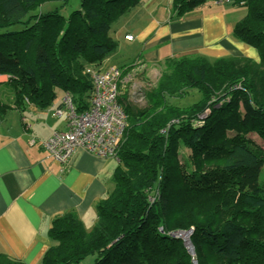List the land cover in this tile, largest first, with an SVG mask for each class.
Segmentation results:
<instances>
[{"label": "trees", "instance_id": "trees-1", "mask_svg": "<svg viewBox=\"0 0 264 264\" xmlns=\"http://www.w3.org/2000/svg\"><path fill=\"white\" fill-rule=\"evenodd\" d=\"M143 1L79 0L65 13L72 0H0V74L15 102L44 107L64 90L88 108V70L117 50L114 24ZM205 1L172 0V17ZM236 1L247 13L233 33L260 60L175 56L144 106L121 94L127 123L114 187L96 203L91 229L75 212L54 219L39 264H195L178 236L189 231L196 264H264V148L250 136L264 141V0ZM191 90L199 100L176 102ZM8 108L0 97V115ZM0 264L26 263L0 254Z\"/></svg>", "mask_w": 264, "mask_h": 264}, {"label": "crops", "instance_id": "crops-1", "mask_svg": "<svg viewBox=\"0 0 264 264\" xmlns=\"http://www.w3.org/2000/svg\"><path fill=\"white\" fill-rule=\"evenodd\" d=\"M232 1L222 8L203 4L173 18L172 0H144L114 24L118 48L99 68L129 64L119 65L123 55L146 66H161L187 54L259 61L258 49L233 33L247 12L236 10ZM8 79L0 74L5 85L0 97L9 104L0 115V254L39 264L52 244L50 229L56 217L75 212L88 229L93 227L96 203L112 191L118 161L78 148L68 165L59 164L44 142L55 131L67 129V112L55 114L67 92L56 90L55 99L44 107L28 98L18 104L14 91L4 84Z\"/></svg>", "mask_w": 264, "mask_h": 264}, {"label": "built area", "instance_id": "built-area-1", "mask_svg": "<svg viewBox=\"0 0 264 264\" xmlns=\"http://www.w3.org/2000/svg\"><path fill=\"white\" fill-rule=\"evenodd\" d=\"M224 1L232 2L219 0V3ZM126 37L133 39V35ZM88 71L94 84L90 106L78 110L73 96L67 92L63 97V105L55 111L59 115L67 112V129L55 131L44 142L51 156L64 166L68 165L78 148H84L99 157L118 160V145L127 123V114L120 101L122 68L111 66Z\"/></svg>", "mask_w": 264, "mask_h": 264}, {"label": "rangeland", "instance_id": "rangeland-1", "mask_svg": "<svg viewBox=\"0 0 264 264\" xmlns=\"http://www.w3.org/2000/svg\"><path fill=\"white\" fill-rule=\"evenodd\" d=\"M217 1V2H216ZM79 0H72L71 5L65 8L63 11L65 13H68L72 11V9L76 8L78 6ZM232 2H221L219 3V0H206L204 4H211L212 6L214 5H219L221 8L225 7L226 5H233ZM234 3L237 4L235 5L236 10H241L244 14L247 12V7L244 5L243 1H236L234 0ZM56 5L55 3H46L42 6L43 10H47L50 6ZM172 5V3H171ZM132 13L131 11L127 12L123 16H130ZM126 18V17H125ZM120 20H123L122 17ZM20 26L22 25H17L12 28L14 29H19ZM125 57L124 55L121 57V60L118 61L120 66H123L125 63L129 64H134V68L126 75L122 76L121 79V94L125 95L128 99V101L132 102L136 106H144L146 103V98L144 97L145 92L147 90H150L158 81V79L161 76L162 70H163V65L161 66H156V65H149L146 66L143 63H141L139 60H137L134 57L131 58H123ZM105 64V63H104ZM103 64V65H104ZM136 64V65H135ZM126 65V64H125ZM106 66V65H105ZM122 68V67H121ZM200 94L195 91H190L188 95H186L183 98L177 99L176 102H179L183 105L193 103L197 100H199ZM250 136L254 138V140L260 144L264 148V141L262 138L256 134V133H251ZM264 178V170L261 173V179ZM181 237H185V245L189 251V253L192 255L194 254V247L193 244L191 243L189 239V235H187V232H180L179 233ZM196 260L195 256L193 257V261ZM196 264V262H195Z\"/></svg>", "mask_w": 264, "mask_h": 264}, {"label": "water", "instance_id": "water-1", "mask_svg": "<svg viewBox=\"0 0 264 264\" xmlns=\"http://www.w3.org/2000/svg\"><path fill=\"white\" fill-rule=\"evenodd\" d=\"M191 232H192V231L187 232V235H189ZM184 239H186V238L184 237Z\"/></svg>", "mask_w": 264, "mask_h": 264}]
</instances>
